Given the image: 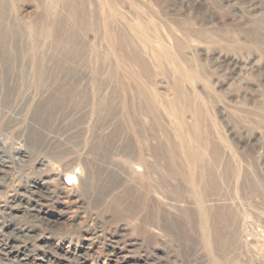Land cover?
<instances>
[{"label": "rangeland", "instance_id": "374dc122", "mask_svg": "<svg viewBox=\"0 0 264 264\" xmlns=\"http://www.w3.org/2000/svg\"><path fill=\"white\" fill-rule=\"evenodd\" d=\"M0 138V264H264V0H0Z\"/></svg>", "mask_w": 264, "mask_h": 264}, {"label": "bare ground", "instance_id": "6f19581e", "mask_svg": "<svg viewBox=\"0 0 264 264\" xmlns=\"http://www.w3.org/2000/svg\"><path fill=\"white\" fill-rule=\"evenodd\" d=\"M250 1V0H249ZM263 1V0H262ZM248 3V2H247ZM255 3V1H254ZM255 6V5H254ZM258 7V6H257ZM256 9V8H255ZM12 27V26H11ZM14 30V29H13ZM34 34V33H32ZM13 37V36H12ZM19 38V37H18ZM9 42V41H8ZM35 52V51H34ZM33 55V54H32ZM31 59V58H30ZM40 65V64H39ZM38 67V65H36ZM19 102V101H18ZM6 111V110H5ZM12 121H8V123H11ZM10 125V124H9ZM7 126V125H6ZM11 126V125H10ZM9 129V126H7ZM31 127V126H30ZM6 128V127H5ZM11 129V127H10ZM8 131V130H5ZM27 132V131H26ZM29 132V131H28ZM27 132V133H28ZM32 132V131H31ZM17 134V133H16ZM32 134V133H31ZM21 136V135H20ZM35 136V135H34ZM18 137V136H17ZM22 137V136H21ZM19 138V137H18ZM27 138V137H26ZM29 138V137H28ZM1 139V138H0ZM23 140V139H22ZM31 140V139H30ZM34 140V139H33ZM1 141V140H0ZM17 141V140H16ZM28 141V140H27ZM36 142V141H35ZM2 143V142H1ZM19 144V147L14 148L12 146V153L9 151V153H11V157L12 159L17 160V164L20 165L21 167H24V163L28 162L27 161V152L26 150L20 146L19 141L17 142ZM30 145V143H29ZM32 145H35L32 142ZM3 146V145H2ZM39 146V145H38ZM36 146H33V148H35ZM26 148V146H25ZM5 149V148H4ZM7 150V149H6ZM31 150V149H30ZM35 150V149H33ZM7 151H3L1 145H0V174L4 171V165L6 164V161L4 160V154L7 155L6 153ZM31 157V156H30ZM8 162V160H7ZM16 162V161H15ZM9 163V162H8ZM45 163V159L44 158H36V165L37 166H41ZM16 164V163H15ZM10 165V164H9ZM29 165V164H28ZM12 166V165H11ZM191 166H193V164L191 163ZM36 167V166H35ZM15 168V166H14ZM42 168V167H41ZM85 168V167H84ZM8 169V168H7ZM6 169V170H7ZM23 169V168H22ZM82 169V168H81ZM21 170V169H19ZM28 170V169H27ZM31 170V169H30ZM65 170V169H64ZM17 171V169H16ZM39 171V170H38ZM66 171V170H65ZM64 171V172H65ZM83 171V170H82ZM30 172V171H29ZM6 173V172H5ZM70 173V172H69ZM8 174V172H7ZM20 174V173H19ZM32 174V173H30ZM69 175H73V173L71 172V174ZM23 176V174H22ZM30 176V175H29ZM32 176V175H31ZM83 176V175H82ZM198 176V174H197ZM14 177V176H13ZM40 177V176H39ZM80 175H79V180L80 179ZM197 178V177H196ZM5 179V178H4ZM20 179V178H19ZM39 178H36L27 182L25 185H21L19 186V188H14L11 190L10 192V196L7 199V203L5 205V207L0 211L2 213V217L0 219H6L5 221L3 220L2 223H0V238L2 240H0V242H4V244L0 247V250H2L4 248V253L5 256H11L14 255V253L8 252L11 250H21V248H26V246L30 243H32V241L34 240V234L37 232V229L40 228L38 227L36 224H39V226H42V221L40 220L39 216H38V211L40 210V208L45 204V202L47 203H51L53 204V201H58L60 202L61 199L64 197L63 191H54V190H50L48 188H43V186L41 187V184L39 183ZM42 179V178H41ZM11 180L10 178H8V181ZM52 180V179H51ZM86 180V179H85ZM2 181V180H1ZM23 181V180H22ZM43 181V180H41ZM85 182V181H84ZM196 182V181H195ZM194 182V185L196 184ZM15 183V182H14ZM81 184V182H80ZM7 185V184H6ZM49 186V185H48ZM197 185L194 186L195 189ZM14 187V186H12ZM50 188V187H49ZM194 189V191L196 192V194H198V192ZM1 190V189H0ZM9 194V192H8ZM7 194V195H8ZM195 196V195H194ZM2 199V197H1ZM65 201V200H64ZM62 201V202H64ZM57 202V203H58ZM3 203V202H2ZM1 203V204H2ZM68 203V201H67ZM4 204V203H3ZM59 204V203H58ZM45 206V205H44ZM56 208V207H55ZM65 208V207H64ZM48 209V208H47ZM59 210V209H58ZM17 213H21L20 214V218H18L17 220L20 221H26L28 224H30L29 226H27L26 224L20 225V223L15 224V223H11L10 220L12 219L13 222V218H17L15 216V214ZM46 218V217H45ZM19 221V222H20ZM35 224L38 228H34L35 226L33 225ZM48 226V225H47ZM53 226V225H52ZM71 227V226H70ZM90 233V232H89ZM91 235V234H90ZM39 237V236H38ZM92 237V236H91ZM97 237V236H96ZM88 238V237H87ZM94 239V238H93ZM92 240V239H91ZM19 242L20 245L16 244L14 245L15 242ZM23 250V249H22ZM28 250V249H27ZM24 251V250H23ZM56 251V250H55ZM2 252V251H1ZM30 252V251H28ZM111 253V252H110ZM17 254V253H16ZM16 254L14 255V257H16ZM25 254V253H24ZM28 254V253H27ZM29 255V254H28ZM18 256V255H17ZM78 258V257H77ZM4 260V259H3ZM9 260V259H8ZM29 261V257L27 255H24L22 258L18 259V257L15 258V262H23L26 263ZM33 261V260H32ZM120 261V260H119ZM3 264V262H2Z\"/></svg>", "mask_w": 264, "mask_h": 264}]
</instances>
